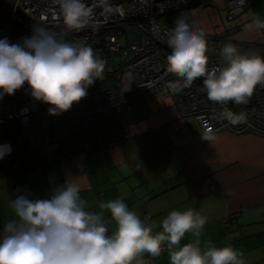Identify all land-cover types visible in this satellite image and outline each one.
Returning a JSON list of instances; mask_svg holds the SVG:
<instances>
[{"label": "clouds", "instance_id": "obj_1", "mask_svg": "<svg viewBox=\"0 0 264 264\" xmlns=\"http://www.w3.org/2000/svg\"><path fill=\"white\" fill-rule=\"evenodd\" d=\"M62 26L37 22L23 43L0 39V98L12 95L25 83L32 96L52 105L51 114L69 110L87 95V88L103 79L106 59L83 41L70 39L74 32L95 27L98 17L124 18L125 9L112 0H51ZM96 9H100L97 13ZM167 35L171 53L167 72L178 79L168 87L180 92L203 77L209 101L246 105L258 85H264V56L226 43L220 49V64L209 67V44L203 29L178 16ZM264 29L259 16L245 25ZM221 120L236 126L247 122L245 112L224 107ZM204 138L212 140L204 133ZM10 146H0V158ZM21 190H17L19 193ZM81 187L72 178L58 186L49 198L31 199L17 194L7 202L14 218L0 235V264H144L143 256L167 252L170 264H244L242 253L231 245L201 247L200 236L207 218L198 211L172 210L157 225L141 216L121 198L101 203V211L87 210ZM104 210L110 213L105 217ZM115 229L109 234V223ZM193 240L181 245L186 234Z\"/></svg>", "mask_w": 264, "mask_h": 264}, {"label": "crops", "instance_id": "obj_2", "mask_svg": "<svg viewBox=\"0 0 264 264\" xmlns=\"http://www.w3.org/2000/svg\"><path fill=\"white\" fill-rule=\"evenodd\" d=\"M249 2L230 21L224 0L184 1L190 11L185 19L205 33L264 45V29L245 28L255 16L264 20V0ZM124 114L129 138L120 141L121 134L110 131L103 139L107 146L82 158L48 161L38 147L44 135L38 119L20 141H13L10 162L0 163V235L14 218L8 201L17 194L49 198L72 178L89 211L121 198L142 217L149 213L160 231L170 211L190 208L207 218L201 247L231 245L244 264H264V136L221 130L207 140L197 121L181 115L174 99L164 95L134 104ZM1 126L0 139L22 130L18 120L5 124L6 131ZM104 215L110 218L106 210ZM108 227L111 234L115 222ZM192 240L186 234L181 245ZM142 259L170 264L167 252Z\"/></svg>", "mask_w": 264, "mask_h": 264}, {"label": "built area", "instance_id": "obj_3", "mask_svg": "<svg viewBox=\"0 0 264 264\" xmlns=\"http://www.w3.org/2000/svg\"><path fill=\"white\" fill-rule=\"evenodd\" d=\"M8 1L45 24H62L51 0ZM87 2L90 4L92 0ZM224 3L227 19L231 21L241 15L250 2L224 0ZM114 4L125 9L124 18L98 17L99 23L94 28L86 27L70 36L72 40L90 45L107 61L103 79H97L89 86L84 98L73 103L69 110L55 115L49 112L52 105L32 96L27 83L14 94H4L0 98V125L18 120L22 129L20 134L0 139V146H10V151L0 158V163L10 162L13 141H20L22 135L31 130L36 119L38 127L44 130L38 147L48 161L82 158L92 154L107 146L103 139L110 131L119 132L120 141L128 139L125 109L158 95L172 97L181 115L193 117L203 134L212 135L227 130L235 134L251 132L264 136V85L257 86L246 105L229 102L224 106L208 100L203 88V77L180 92H174L168 87L170 81L178 79L175 74L167 72V56L172 51L167 45V35L173 27L164 25L159 16L177 12L180 9L178 0H124ZM96 11L99 13L100 9ZM15 24L24 27L26 31L12 29ZM34 25L12 8H8L7 12L0 8V39L7 37L12 44L23 43L24 37L31 36L29 29H33ZM206 36L209 67L220 64V49L229 42L243 51L254 50L264 56L263 44L236 41L228 35L206 33ZM117 56L119 62L115 61ZM224 107L235 112H245L247 122L232 126L226 120H221L219 114Z\"/></svg>", "mask_w": 264, "mask_h": 264}, {"label": "rangeland", "instance_id": "obj_4", "mask_svg": "<svg viewBox=\"0 0 264 264\" xmlns=\"http://www.w3.org/2000/svg\"><path fill=\"white\" fill-rule=\"evenodd\" d=\"M184 1H186V3L189 1V0H178V2H179V6H183V7H181V9H179L177 12H174V13H172V14H164V15H162V16H159V20L164 24V25H166V26H168V27H174L175 26V24H174V22H175V20H176V18L178 17V16H180V17H186V15L190 12L189 10H187L189 7H185V4H184ZM0 8H1V10L2 11H4V12H7L8 11V8H7V6H5V5H1V3H0ZM29 31H31L32 32V29H29ZM115 61L116 62H119V57L117 56L116 58H115ZM11 121H8V122H6L5 124H7V123H10ZM5 124H3L2 126H1V128L2 127H4V128H2V129H4L5 131H6V129H7V127L5 126ZM12 131V128L11 127H9V131Z\"/></svg>", "mask_w": 264, "mask_h": 264}, {"label": "water", "instance_id": "obj_5", "mask_svg": "<svg viewBox=\"0 0 264 264\" xmlns=\"http://www.w3.org/2000/svg\"><path fill=\"white\" fill-rule=\"evenodd\" d=\"M122 1H124V0H112V3H114V2L118 3V2H122ZM0 3L7 6L8 8H12L15 12L18 13L19 16H21L27 22H31L35 25L37 24V22H42V21H38V20L32 18L31 16L27 15L20 8H18L16 5H14V3H12L8 0H0ZM42 23H44V22H42ZM47 25L52 26V27H57V28H58V26H62V24H47Z\"/></svg>", "mask_w": 264, "mask_h": 264}, {"label": "trees", "instance_id": "obj_6", "mask_svg": "<svg viewBox=\"0 0 264 264\" xmlns=\"http://www.w3.org/2000/svg\"><path fill=\"white\" fill-rule=\"evenodd\" d=\"M2 20V19H1ZM12 29H15L17 31H26L24 27H21V26H18V25H13V28Z\"/></svg>", "mask_w": 264, "mask_h": 264}]
</instances>
